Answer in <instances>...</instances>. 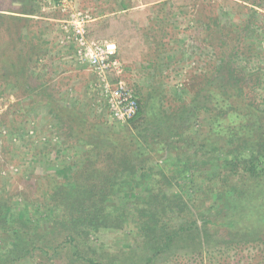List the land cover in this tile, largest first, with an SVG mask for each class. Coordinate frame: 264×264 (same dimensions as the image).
I'll use <instances>...</instances> for the list:
<instances>
[{
	"label": "trees",
	"instance_id": "16d2710c",
	"mask_svg": "<svg viewBox=\"0 0 264 264\" xmlns=\"http://www.w3.org/2000/svg\"><path fill=\"white\" fill-rule=\"evenodd\" d=\"M243 1L231 8L242 15L236 25L197 19L203 41L218 43L202 76L173 91L175 106L164 107L153 80L143 99L135 90L138 112L120 132L86 121L48 92L49 80L32 85L41 41L27 18L1 20L0 88L38 90L82 156L22 208L0 178V264H241L244 250L256 254L242 264H264V0ZM103 232L123 233L126 244L100 243Z\"/></svg>",
	"mask_w": 264,
	"mask_h": 264
},
{
	"label": "rangeland",
	"instance_id": "374dc122",
	"mask_svg": "<svg viewBox=\"0 0 264 264\" xmlns=\"http://www.w3.org/2000/svg\"><path fill=\"white\" fill-rule=\"evenodd\" d=\"M61 1L65 2V7ZM233 3L248 4L243 0H0V24L5 17L27 18L29 33L41 41L43 51L31 68L32 85L49 80L45 84L48 92L60 94L57 97L69 105L77 104V110L83 111L86 121H97L103 129L120 132L130 125H119L107 119L102 106L84 89L89 74L75 65L66 48L57 44L60 23L68 19L69 11L90 13L97 24V30L91 29L90 37L118 45L125 78L139 91L141 99L151 84L157 85L153 80L159 78L157 86L164 107L169 111L175 106L173 91L185 89L195 77L202 76L203 61L213 55L210 44L218 43L214 36L208 40L210 44L203 41L206 33L198 27L197 19L216 17L218 22L236 25L242 15H235L231 10ZM121 5L126 9L121 10ZM25 9L33 11L35 16L24 15ZM5 28L0 26V31ZM25 34L23 31L21 35ZM159 42L164 45L162 50L158 49ZM261 43L264 48L263 31ZM154 62L159 64L158 70L153 68ZM259 64L264 71V61ZM38 92L24 97L19 93L14 95L11 88H0V178H4L6 191L17 195L20 208L25 206L21 202L24 199L41 196L51 178L67 179L72 164L82 156L80 144L73 137H63L65 133L49 114L45 98L36 97ZM259 94L264 99V84ZM120 235L124 234L103 232L98 239L100 243L119 239V244H126ZM255 254V251L244 250L236 255V261L246 263Z\"/></svg>",
	"mask_w": 264,
	"mask_h": 264
},
{
	"label": "built area",
	"instance_id": "2783aa9c",
	"mask_svg": "<svg viewBox=\"0 0 264 264\" xmlns=\"http://www.w3.org/2000/svg\"><path fill=\"white\" fill-rule=\"evenodd\" d=\"M68 16L60 23L58 44L89 74L87 94L99 102L107 119L119 125L128 123L138 112V96L125 78L116 43L88 36L87 27L93 21L90 13L72 9Z\"/></svg>",
	"mask_w": 264,
	"mask_h": 264
},
{
	"label": "crops",
	"instance_id": "0c3cea01",
	"mask_svg": "<svg viewBox=\"0 0 264 264\" xmlns=\"http://www.w3.org/2000/svg\"><path fill=\"white\" fill-rule=\"evenodd\" d=\"M95 22V20H93L91 23H94ZM118 46V45H117ZM76 65V64H75ZM77 66V65H76ZM79 67V66H78ZM81 68V67H80ZM54 79H52V81H53ZM55 81V80H54ZM55 82H57V84L59 83V81H55ZM88 83V82H87ZM84 85H86V84H84ZM58 86V85H57ZM87 88V85L86 86H84V89H86ZM96 104H99V102H97ZM100 105V104H99ZM103 108V107H102Z\"/></svg>",
	"mask_w": 264,
	"mask_h": 264
}]
</instances>
